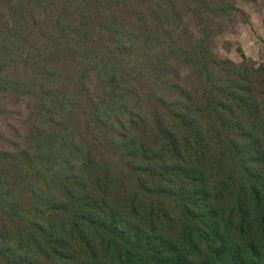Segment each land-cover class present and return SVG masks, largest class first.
Here are the masks:
<instances>
[{"label":"trees","instance_id":"1","mask_svg":"<svg viewBox=\"0 0 264 264\" xmlns=\"http://www.w3.org/2000/svg\"><path fill=\"white\" fill-rule=\"evenodd\" d=\"M242 1L0 0V264H264V63L213 52Z\"/></svg>","mask_w":264,"mask_h":264},{"label":"rangeland","instance_id":"2","mask_svg":"<svg viewBox=\"0 0 264 264\" xmlns=\"http://www.w3.org/2000/svg\"><path fill=\"white\" fill-rule=\"evenodd\" d=\"M64 2L51 3L45 2L38 4L37 14H48L56 21H66L74 27H79L83 16L87 12L83 11L78 4L71 3L68 5L69 12L63 11ZM35 6V5H34ZM102 8V7H101ZM103 12L99 16H93L89 21L103 22L108 14L113 17L118 10L113 8H102ZM240 13L237 14L239 20L235 24H226V21L219 23L222 32L218 35L212 34L215 40L213 52L216 57L234 63H241L243 59L257 64L264 63V0H244L239 3ZM64 12V13H61ZM66 14V17L63 15ZM35 20V15L30 14ZM14 17L11 14L3 15L1 22L11 21ZM102 24V25H103ZM65 28V25H64ZM86 33V31H85ZM94 33V34H93ZM90 39L100 40V32L92 30ZM80 38V36H79ZM120 40V38L118 37ZM80 42L81 40L78 39ZM101 56L113 54L110 48H96ZM187 74H192L190 69L186 70ZM185 77V75H182ZM195 84L185 85L186 89H194ZM27 118L25 102L22 99H15L10 96L0 94V149H14L13 145L23 143V125ZM257 169V167H254ZM201 258L207 255L208 248L202 246ZM199 259V258H197Z\"/></svg>","mask_w":264,"mask_h":264}]
</instances>
